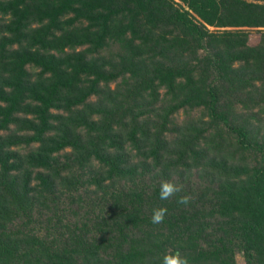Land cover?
I'll use <instances>...</instances> for the list:
<instances>
[{
  "label": "trees",
  "instance_id": "1",
  "mask_svg": "<svg viewBox=\"0 0 264 264\" xmlns=\"http://www.w3.org/2000/svg\"><path fill=\"white\" fill-rule=\"evenodd\" d=\"M126 1L0 0V264H264V4ZM201 172L207 189L159 199Z\"/></svg>",
  "mask_w": 264,
  "mask_h": 264
},
{
  "label": "rangeland",
  "instance_id": "2",
  "mask_svg": "<svg viewBox=\"0 0 264 264\" xmlns=\"http://www.w3.org/2000/svg\"><path fill=\"white\" fill-rule=\"evenodd\" d=\"M250 2H255V3H260V4H264V0H248ZM123 2H127L126 0H116V6H120L121 3ZM163 7L162 10L165 12H168L171 10L172 6L177 7L178 6V1L177 0H159L158 1ZM251 33V42L256 43L258 41V37L260 35V33L258 31H250ZM125 48L124 47H119V43H117L114 40H110V42L108 43V45L106 46V48L104 49V51L101 53L100 55V59L101 61L105 64L106 68L108 70H111L113 65H118L119 61H121V57L126 54L125 52ZM147 58V60L149 61V63H153L155 62L153 59V56H145ZM38 69H35V74L38 72ZM128 81L129 80H123L120 79L118 80V83H113L112 86L116 89L118 86L119 87V92L122 93L124 91L125 88H127L128 86ZM162 96H164V92L163 90L161 91ZM202 120H206L205 115L202 111H200L199 109H184V110H180L179 113L176 115V121L185 126L186 124L190 123V122H196V121H202ZM15 126L12 125L11 128L8 130V133L13 132L15 134ZM24 131H21L19 129V133L18 135H22ZM12 134V133H11ZM173 137L175 138V135H171L170 138ZM36 146V145H35ZM21 152H27L29 150V148H20L19 149ZM70 152L69 150L67 151H63L61 152L60 155H57V159L59 162L62 163H67L70 159V156L68 155ZM27 154V153H26ZM25 155V154H24ZM253 158V159H252ZM252 159L251 161L254 162V156H250L249 160ZM135 162L137 163L138 160L135 159ZM139 163V162H138ZM145 173V177L148 181L151 180V178H153L155 176V172H154V167L150 164H148V167H144L143 169L140 168L139 172L144 175L143 171ZM33 175L35 176L36 173H38V170H33ZM179 175L177 176H173L171 179H173V181L175 180L176 183L181 184L184 188L187 189V191H189L190 193L192 192H196L197 191V187H199L200 189H207L209 184L213 181L211 177L207 176V174L201 172L199 174L197 173H192L191 175H186L183 178H178ZM37 182L36 180H34L33 185H35ZM108 183V182H106ZM128 185V184H126ZM192 191V192H191ZM103 194V191H99V200L101 199ZM216 224L214 223H209L207 226V233L209 236H213L214 235H222L221 230H218L216 228ZM219 233V234H218ZM237 260L239 261V264H246L242 254H237Z\"/></svg>",
  "mask_w": 264,
  "mask_h": 264
},
{
  "label": "clouds",
  "instance_id": "3",
  "mask_svg": "<svg viewBox=\"0 0 264 264\" xmlns=\"http://www.w3.org/2000/svg\"><path fill=\"white\" fill-rule=\"evenodd\" d=\"M183 190L181 184L176 183L173 180H163L160 183L159 199L169 200L171 197L176 196ZM192 197L190 195H182L177 199V203L187 206L191 202ZM168 212L166 207H158L153 209L151 216V223L160 224L164 221V218ZM162 264H189L187 256L182 255L178 250L175 252H168L163 256Z\"/></svg>",
  "mask_w": 264,
  "mask_h": 264
}]
</instances>
